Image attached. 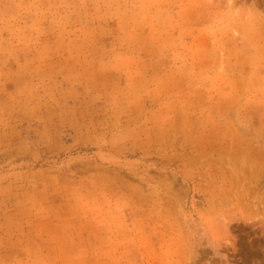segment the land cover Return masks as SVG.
<instances>
[{
  "label": "rangeland",
  "instance_id": "obj_1",
  "mask_svg": "<svg viewBox=\"0 0 264 264\" xmlns=\"http://www.w3.org/2000/svg\"><path fill=\"white\" fill-rule=\"evenodd\" d=\"M0 264H264V0H0Z\"/></svg>",
  "mask_w": 264,
  "mask_h": 264
}]
</instances>
